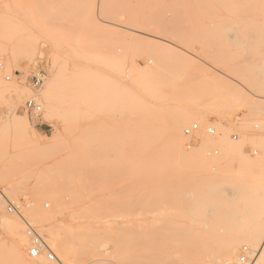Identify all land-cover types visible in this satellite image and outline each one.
Returning <instances> with one entry per match:
<instances>
[{
    "label": "rangeland",
    "instance_id": "374dc122",
    "mask_svg": "<svg viewBox=\"0 0 264 264\" xmlns=\"http://www.w3.org/2000/svg\"><path fill=\"white\" fill-rule=\"evenodd\" d=\"M256 9L264 14V0H0V263L115 264L145 244L142 264H155L167 239L168 264H231L218 250L219 261L204 259L219 234L196 224L241 215L264 229ZM40 72L45 81L34 88ZM32 99L43 107L33 120L24 113ZM14 108L39 146L17 139ZM152 191L160 200L148 208ZM30 228L50 248L37 258ZM233 246L243 264H264V248Z\"/></svg>",
    "mask_w": 264,
    "mask_h": 264
},
{
    "label": "bare ground",
    "instance_id": "6f19581e",
    "mask_svg": "<svg viewBox=\"0 0 264 264\" xmlns=\"http://www.w3.org/2000/svg\"><path fill=\"white\" fill-rule=\"evenodd\" d=\"M244 1V0H243ZM238 4V3H237ZM238 8V7H237ZM244 9H246L245 7H243ZM239 9H241V7L240 8H238L237 9V12H238V14H236L238 17L241 15V13L242 12H240V10ZM242 11V10H241ZM244 13V15H246L245 17L247 18H249V16H250V18L249 19H251V15L249 14V15H247V13H250V12H248L247 10L246 11H244L243 12ZM264 13V12H263ZM255 15L258 17V18H263L264 19V14L261 16V14L257 11V9H256V12H255ZM236 16V17H237ZM242 16V15H241ZM241 16H240V18H241ZM244 17V16H243ZM242 17V18H243ZM239 20H241V19H239ZM250 22V21H249ZM244 23L246 24V21H244ZM247 23H248V21H247ZM262 24H263V22H262ZM5 83V82H4ZM24 96V93H18L17 94V99H21L22 97ZM19 102H20V100H18ZM15 108H14V110H13V114H15ZM26 115V114H25ZM12 123H11V125H12V127L13 128H15L14 130H15V132H16V137H17V139H19V141H20V139H23L22 141H24V139L25 140H27L26 142H28L29 143V145L31 144V147H32V145H33V147H37V146H39V142H38V140L36 139V137H35V133H34V131L32 132V131H30L31 129V125L28 123V120L26 119V117L25 116H20V115H17V114H15L14 116H13V118H12V121H11ZM208 125V124H207ZM2 126V125H1ZM0 126V134H2L3 133V131H4V126L3 127H1ZM210 131H212V130H210ZM218 132V131H217ZM220 137V136H219ZM219 139V138H218ZM222 140H223V138H222ZM40 148V147H39ZM39 148H36V149H33V150H36V152L38 151L37 149H39ZM41 149H42V146H41ZM29 151V150H28ZM41 151V150H40ZM31 152H32V150H31ZM24 155V154H23ZM107 156V155H106ZM110 156V155H109ZM86 165V164H85ZM108 174V173H107ZM74 176V175H73ZM107 180V179H106ZM139 188V187H138ZM131 193V192H130ZM163 193V192H162ZM150 194V198H151V203L148 205V208H155L154 207V205H153V201H158V200H160L159 199V192L158 191H152L151 193H149ZM135 195V194H134ZM137 195V194H136ZM165 198V197H164ZM163 198V199H164ZM125 200H126V198H125ZM133 200H134V198H133ZM119 201V200H118ZM164 201V200H163ZM116 202V201H115ZM114 202V203H115ZM120 202V201H119ZM124 203V202H123ZM159 203V202H158ZM157 203V204H158ZM125 204V203H124ZM116 205H118V204H116ZM115 206V205H114ZM121 206V205H120ZM124 206V205H123ZM158 205H156V207H157ZM97 208V207H96ZM203 208V207H202ZM114 209V208H113ZM117 211V210H116ZM99 214H102V213H99ZM207 214V213H206ZM208 216V215H207ZM115 217H117V216H115ZM126 217H128V216H126ZM138 217V216H137ZM159 217H161V216H159ZM154 218V217H153ZM164 218V217H163ZM223 218L225 219V220H227V221H225V220H223ZM5 219V218H4ZM3 219V221H5ZM126 219V218H125ZM157 219H158V217H157ZM161 219V218H160ZM237 219L239 220V221H237V222H235V223H232L231 221H230V217L229 216H221V217H214V218H212V220L211 221H205V222H203V223H198V224H196V225H201V226H204L205 228H206V230H205V235L207 234L206 232H208V233H211V234H219V236H222V237H219V236H217L216 238L217 239H215V241H213L214 242V245H211L210 246V248H209V250H213L212 251V253L209 251V250H206L207 251V255H205L204 256V259H206L207 258V256H208V258L211 260V262L210 263H213V262H217V261H219V258H220V256H217V254H218V252H216V251H214V250H218L219 251V254H222V256H223V258L227 261V262H229V263H231V264H243L242 263V258L241 257H238V249L235 247V246H233L234 244H237V245H239V246H241L242 245V243H244V242H247L248 244H250L251 246H252V250L251 251H253V254L259 249V250H262L263 248H264V229H261V227H259L258 226V224H253V222L251 223L250 222V220H247V218L245 217V216H237ZM258 221H261L262 219H264V215H261L260 214V216H258ZM9 221V220H8ZM141 221V220H140ZM264 221V220H263ZM12 222V221H11ZM136 222V221H135ZM143 222V221H142ZM3 223V222H2ZM6 223H7V220H6ZM5 223V226L4 227H8L7 225L8 224H6ZM125 223H127V222H125ZM195 223H197V222H195ZM138 224V223H137ZM150 224H152V223H150ZM260 224H262L261 222H260ZM112 225H113V223H112ZM127 225H129L128 223H127ZM136 225V224H135ZM116 226V225H115ZM121 226H123L124 227V225H122L121 224ZM130 226V225H129ZM128 226V227H129ZM139 226V225H138ZM141 226V225H140ZM163 226H164V224H163ZM162 226V227H163ZM165 226H167V225H165ZM153 227V226H152ZM133 228V227H132ZM132 228H129V229H132ZM145 229H146V227H144ZM158 228H160V226L158 227ZM154 229V228H153ZM122 230V229H121ZM139 230V229H138ZM148 230H150V228L148 229ZM158 230V229H157ZM76 231V230H75ZM160 231V230H159ZM163 231V230H162ZM169 231V230H168ZM187 231V230H186ZM51 232V234H49L50 236L48 237V240L46 241L47 243H49L48 245H50L51 246V248L53 249V250H55L56 252H57V255H59V254H61V252L60 251H58V242H57V240H56V237H54L53 236V234H52V231H50ZM80 232V231H79ZM79 232H77V233H79ZM83 232V231H82ZM134 232H136L135 231V229H134ZM134 232H132V233H134ZM151 232H153L152 230H151ZM155 232V231H154ZM195 233V235H197L198 236V234H197V231H194ZM92 233V232H91ZM110 233V232H109ZM131 233V232H130ZM138 233L140 234V233H142V232H137V234H135L136 235V237H137V235H138ZM145 233H147V232H145ZM180 233V232H179ZM200 233V232H199ZM203 234H204V232H202ZM82 235H83V233H81ZM88 234H90L89 232H88ZM110 234H112V233H110ZM148 234H151V233H148ZM157 234V233H156ZM161 234V233H160ZM159 233H158V236H156L157 238H158V240H159V238L161 237V235H160ZM202 234V235H203ZM228 234H234L236 237H232V238H224V235L226 236V235H228ZM82 235H81V237H82ZM92 235H93V233H92ZM91 235V236H92ZM143 235H146V234H144L143 233ZM170 235V234H169ZM194 235V236H195ZM77 236H80V234L79 235H76V237ZM85 236V235H84ZM87 236V235H86ZM85 236V237H86ZM91 236H90V238H91ZM97 236V235H96ZM108 236H109V234H108ZM124 236V235H123ZM127 236V235H126ZM139 236H141V234L139 235ZM163 236V235H162ZM166 236H168V235H166ZM165 235H164V237H166ZM193 236V237H194ZM89 237V236H88ZM99 237V236H98ZM111 237V236H110ZM147 237V236H146ZM152 237V236H151ZM155 237V236H154ZM155 237V238H156ZM173 237V236H172ZM171 237V238H172ZM174 237H175V235H174ZM179 237H181V235H179ZM74 239H75V236L73 237ZM78 238V237H77ZM129 239H130V237H128ZM139 238V237H138ZM144 237L142 236V238H140V240H138L139 242H141V239H143ZM148 238H149V236H148ZM157 238H156V240H157ZM162 238V237H161ZM167 238V237H166ZM195 238H196V236H195ZM199 238V236L196 238V239H198ZM80 238H78L77 240H78V243L80 242V240H79ZM82 239V238H81ZM86 239V238H85ZM111 239V238H110ZM132 239V238H131ZM130 239V242L131 241H133V240H135V241H137V239L135 238V239H133V240H131ZM163 239V238H162ZM90 240V239H89ZM119 240V239H118ZM120 240H122V238L120 239ZM147 240V239H146ZM165 240V239H164ZM183 240V239H182ZM206 240V239H205ZM82 241V240H81ZM93 241V240H92ZM114 241H115V239H114ZM116 241H117V238H116ZM125 241H126V243H127V240L125 239ZM125 241L123 240L121 243H123V244H125ZM161 241V240H160ZM160 241H159V243H160ZM168 240L166 239L163 243H160V245H159V243H157L158 245H159V247H158V251L161 253H159L160 255H162V257H160L161 259H159V261H158V263H155V264H168V261H169V255H167V252H169L168 251V244H171V243H169V242H167ZM175 241V240H174ZM186 241V240H185ZM189 241V240H188ZM201 241V240H200ZM22 242H23V240L22 239H19L18 241H16L15 242V244H14V249H13V255H14V257H16V258H19L20 257V255H21V251H20V248H21V246H22ZM75 242V241H74ZM73 242V243H74ZM91 242V241H90ZM149 242V241H148ZM173 242V241H172ZM195 243H196V245H197V242L199 243V239L198 240H195L194 241ZM24 243V242H23ZM86 243V242H85ZM85 243H83V246L85 245ZM89 243V242H88ZM118 243V242H117ZM120 243V242H119ZM132 243V242H131ZM136 243V242H135ZM134 243V244H135ZM144 243V242H143ZM150 244H151V241L149 242ZM148 243V244H149ZM194 243V244H195ZM76 246H77V242L76 243H74ZM87 244V243H86ZM133 244V245H134ZM138 244V243H137ZM137 244L135 245V246H137ZM147 244V245H148ZM178 244V243H177ZM176 244V245H177ZM82 245V244H81ZM122 245V244H121ZM132 245V246H133ZM143 245V244H142ZM145 245V244H144ZM144 245H143V247H138L137 246V248H135V249H132V247H131V249L132 250H129L130 249V247L129 248H125V252H126V254H127V256L123 259V261H121L120 262V260H118L119 261V263L117 262V263H115V264H142L143 263V258L145 259L146 257H147V255L146 254H149V251H150V249H148L147 247H146V245H145V247H144ZM1 246V245H0ZM78 246H79V244H78ZM86 246V245H85ZM90 246V245H89ZM92 246V245H91ZM123 246V245H122ZM71 247H73V246H71ZM200 247V246H199ZM238 247V246H237ZM49 248V247H48ZM92 248V247H91ZM94 248V247H93ZM124 248V247H123ZM134 248V247H133ZM172 248V247H171ZM194 248V247H193ZM240 248V247H239ZM50 249V248H49ZM70 249V248H69ZM198 249V248H197ZM81 250H83V249H81ZM85 250V249H84ZM88 250H90L89 248H88ZM119 250V249H118ZM120 250H122V248L120 249ZM258 250V251H259ZM176 251V250H175ZM73 252H75L74 250H73ZM77 252V251H76ZM80 252V251H79ZM79 252H78V255H79ZM201 252V251H200ZM40 253H42V250H41V252ZM44 253V252H43ZM64 253V252H63ZM70 253V252H69ZM151 253V252H150ZM66 254H67V252H66ZM83 254H85V253H83ZM158 254V253H157ZM158 254V255H159ZM44 255V254H43ZM68 255V254H67ZM68 256H71V255H68ZM78 257H80V256H78ZM67 258L68 259H70L69 257H66L65 256V260L67 261ZM148 258H149V256H148ZM38 260H39V263L40 262H42L44 259H43V256H42V254L40 255V257L38 258ZM122 260V259H121ZM208 260V259H207ZM213 260V261H212ZM215 260V261H214ZM244 260H245V258H244ZM51 261H53V260H51ZM44 262V261H43ZM69 262V261H68ZM149 262H151L150 264H153L152 263V261H150L149 260ZM149 262H147L148 264H149ZM170 262V261H169ZM209 263V262H208ZM1 264V263H0Z\"/></svg>",
    "mask_w": 264,
    "mask_h": 264
},
{
    "label": "built area",
    "instance_id": "2783aa9c",
    "mask_svg": "<svg viewBox=\"0 0 264 264\" xmlns=\"http://www.w3.org/2000/svg\"><path fill=\"white\" fill-rule=\"evenodd\" d=\"M46 78V74L44 72H40L38 75L34 76L32 79V84L34 88H40L41 85L44 83ZM24 113L29 115V117L33 119L40 118L42 113H43V107L42 105L37 102L36 100H28L24 106ZM199 129L198 124H194L192 127L187 128L185 130V134L190 136L192 135L195 131ZM6 202L8 204V211L9 212H14L16 211V207L14 203H12L10 200L7 198ZM31 233L34 235V240H33V246L29 250V255L32 258H37L41 252V250L47 248L48 246L45 244V242L42 240V238L36 234L35 230L33 228H30ZM49 259L50 260H55L56 255L49 250ZM244 260V259H243Z\"/></svg>",
    "mask_w": 264,
    "mask_h": 264
}]
</instances>
